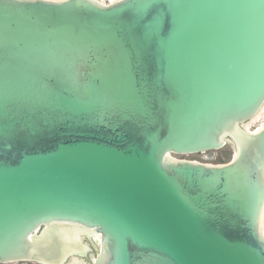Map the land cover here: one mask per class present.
<instances>
[{
  "label": "water",
  "instance_id": "1",
  "mask_svg": "<svg viewBox=\"0 0 264 264\" xmlns=\"http://www.w3.org/2000/svg\"><path fill=\"white\" fill-rule=\"evenodd\" d=\"M263 106L264 0H0V264H264Z\"/></svg>",
  "mask_w": 264,
  "mask_h": 264
},
{
  "label": "rangeland",
  "instance_id": "2",
  "mask_svg": "<svg viewBox=\"0 0 264 264\" xmlns=\"http://www.w3.org/2000/svg\"><path fill=\"white\" fill-rule=\"evenodd\" d=\"M108 3V1L101 0ZM264 125V114L256 122L249 126L250 132H253ZM234 155V150L230 144L225 145L221 150L216 152H208L203 154L189 155V156H176L179 159L194 160L201 163L219 164L222 161H230ZM222 159V161H220ZM24 264V263H23ZM35 264V263H28Z\"/></svg>",
  "mask_w": 264,
  "mask_h": 264
},
{
  "label": "bare ground",
  "instance_id": "3",
  "mask_svg": "<svg viewBox=\"0 0 264 264\" xmlns=\"http://www.w3.org/2000/svg\"><path fill=\"white\" fill-rule=\"evenodd\" d=\"M105 1L111 2V1H113V0H105ZM262 114H264V106H263V108L261 109V111H260V112L254 117V119H253L248 125H246V129H247L248 131H250L249 126H250L252 123L256 122L259 118H261ZM260 128H261V127H260ZM260 128H259V129H260ZM259 129H257V130H259ZM253 132H255V131H253Z\"/></svg>",
  "mask_w": 264,
  "mask_h": 264
},
{
  "label": "trees",
  "instance_id": "4",
  "mask_svg": "<svg viewBox=\"0 0 264 264\" xmlns=\"http://www.w3.org/2000/svg\"><path fill=\"white\" fill-rule=\"evenodd\" d=\"M220 161H222V159L220 160ZM229 160L227 159V161H222V162H220V163H226V162H228Z\"/></svg>",
  "mask_w": 264,
  "mask_h": 264
},
{
  "label": "flooded vegetation",
  "instance_id": "5",
  "mask_svg": "<svg viewBox=\"0 0 264 264\" xmlns=\"http://www.w3.org/2000/svg\"><path fill=\"white\" fill-rule=\"evenodd\" d=\"M18 264H20V263H18ZM23 264V263H22ZM25 264H28V263H25ZM81 264H86V262H81Z\"/></svg>",
  "mask_w": 264,
  "mask_h": 264
}]
</instances>
